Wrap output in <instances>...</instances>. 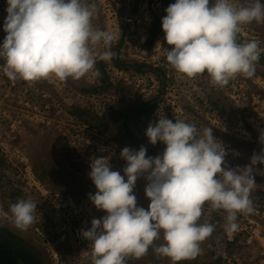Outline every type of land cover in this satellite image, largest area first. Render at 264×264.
<instances>
[{
  "label": "rangeland",
  "instance_id": "rangeland-1",
  "mask_svg": "<svg viewBox=\"0 0 264 264\" xmlns=\"http://www.w3.org/2000/svg\"><path fill=\"white\" fill-rule=\"evenodd\" d=\"M164 1L175 2L82 0L95 5L91 20L94 28L120 36L123 32L122 45L118 48L122 59L143 62L166 72L168 80L163 87L153 72L140 75L119 71L110 61H104L110 81L114 85L121 84L124 92H120L121 88H112L99 95L81 92L99 84L91 73L78 80L69 77L65 82L55 77L11 81L3 72L4 60L0 58V226L34 249L44 264H90L84 253L90 250L91 242L84 240L80 233L91 227L93 218L105 215L88 199L89 194L96 192L88 175L90 158L109 156L112 170L124 175L126 162L120 152L130 147L123 137L119 138L121 142L112 139L111 132L116 125L113 130L111 123L91 129L72 117L69 107L79 106L102 116L110 113L109 109L119 110L134 103L137 96L142 99L157 96L158 109L153 119L138 125L134 135L158 155L165 145L146 142L144 132L149 123H155L161 115L173 122L184 120L195 124L200 132L211 127L213 136L228 152L225 163L229 168L249 164L252 154H259L264 147L259 141L264 131V23L244 24L238 33L242 42L256 40L259 43L261 56L255 65V74L251 78L238 74L226 86H214L207 73L187 78L170 67L164 48L171 46L166 44L163 31L148 42L154 20L161 21L166 15ZM230 2L247 5L253 0ZM260 2L264 4V0ZM6 7V0H0V44L6 35L3 31ZM120 36L112 50L117 49ZM97 49L105 50L103 44L93 46L94 51ZM213 102L219 109L214 108ZM71 164H77L80 170ZM261 171L264 165L257 164L253 175L258 186L264 185V175L258 174ZM146 183L141 176L133 189L137 206L145 210L150 203L144 193ZM27 198L37 204L35 223L26 230H19L12 223L9 205ZM250 198L253 211L237 214V223L243 229L249 222L254 224L259 231V236L253 239V246L257 247L264 238V189L257 187ZM225 216L223 210L204 206L200 223L208 221L215 225V230L201 243L196 263L212 264L222 257V264H262L257 251L249 249L244 240L227 241L223 227ZM160 243H163L162 238L154 245ZM62 255L66 260L60 258ZM184 262L186 260L177 264ZM127 264H172V261L158 257L150 248L140 259L129 258Z\"/></svg>",
  "mask_w": 264,
  "mask_h": 264
},
{
  "label": "clouds",
  "instance_id": "clouds-1",
  "mask_svg": "<svg viewBox=\"0 0 264 264\" xmlns=\"http://www.w3.org/2000/svg\"><path fill=\"white\" fill-rule=\"evenodd\" d=\"M6 4L0 58L11 81L55 77L65 82L89 73L99 77L97 61L115 56L112 46L120 35L93 27L95 5L82 0H6ZM165 12L161 27L171 48L164 51L173 70L187 78L207 73L212 85L221 87L238 74L249 78L255 74L259 43H241L237 37L242 25L264 23L260 0L247 5L230 0H175ZM100 44L105 50L94 51L93 46ZM145 135L152 145L162 142L163 152L151 157L144 146L123 148L124 175L112 170L109 156L90 158L88 175L96 192L88 199L105 213L80 233L91 242L84 253L90 264H127L150 248L172 264L195 259L201 243L215 230L208 221L200 223L205 203L226 213L223 227L231 235L239 228L237 214L253 211V190L264 189L253 175L257 164L264 165V147L252 154L249 164L229 168L228 152L211 127L200 132L195 124L161 115L149 123ZM259 141L264 145V131ZM141 176L147 181V210L137 206L133 194ZM36 210L31 198L9 205L12 223L19 230L35 223ZM161 238L163 243L154 245Z\"/></svg>",
  "mask_w": 264,
  "mask_h": 264
},
{
  "label": "trees",
  "instance_id": "trees-1",
  "mask_svg": "<svg viewBox=\"0 0 264 264\" xmlns=\"http://www.w3.org/2000/svg\"><path fill=\"white\" fill-rule=\"evenodd\" d=\"M164 4L168 7L170 4L167 1H164ZM162 32L161 21L154 20L152 24V29L150 31L148 42L151 43L152 40ZM123 32L121 33L120 40L117 44V49L112 50L115 52V56L110 60V64L114 69L124 72H133L136 74H145L149 72H153L156 75V79L160 82L161 86L165 84L168 80L166 72L162 68L153 69L148 64L143 62H130L125 61L119 55V46L122 45L123 40ZM238 42L242 43V38L240 34H238ZM107 64L104 61L98 60L95 67L99 70L100 76L97 77L99 82L98 85H92L85 89H82L81 92L85 94L91 95H99L105 91H109V89H122L120 92H124V89L121 84L114 85L110 81V77L106 70ZM163 90L160 91L162 93ZM214 108L217 110L219 107L217 104L213 102ZM158 109V97H150L147 99H142L141 96H137L135 98L134 103L124 107L123 109H109L110 113L97 116L95 113H90L89 110L79 106H71L68 108L69 113L72 117L77 119L83 125L91 128V129H100V127L108 125V123L112 124V127L116 125V129L112 128V139L114 141H119L120 137H123V141L127 142L132 149L138 150L141 146L146 147L147 156L155 157L158 154H155L152 150H150L147 146H145L144 142L138 141L136 136L134 135V129L138 127V125L142 124V122L151 121L153 119L154 114ZM108 128V126H106ZM148 127V126H147ZM146 127V128H147ZM146 132V129H145ZM144 132V136L146 137ZM146 142L148 138L146 137ZM73 165V164H71ZM76 170H80L79 166L73 165ZM72 180H76L75 176H71ZM205 207H210L206 202ZM58 253L61 251L60 247L57 248ZM62 260H66L65 256H60ZM186 260L183 264H198L196 263V259ZM222 257L216 258V260L212 264H222ZM0 264H44L40 260V255L32 249L30 246H26L22 243V240L18 238L13 232L9 229L0 226Z\"/></svg>",
  "mask_w": 264,
  "mask_h": 264
},
{
  "label": "built area",
  "instance_id": "built-area-1",
  "mask_svg": "<svg viewBox=\"0 0 264 264\" xmlns=\"http://www.w3.org/2000/svg\"><path fill=\"white\" fill-rule=\"evenodd\" d=\"M259 236V231L254 227L253 223H247L246 226L243 228H238V230L229 235L227 233V241L230 243H235L239 241L240 239L245 241V245L248 246V248H252V250L257 253V255L260 257V260L262 264H264V238L261 240V243L257 245V247H254V237Z\"/></svg>",
  "mask_w": 264,
  "mask_h": 264
}]
</instances>
